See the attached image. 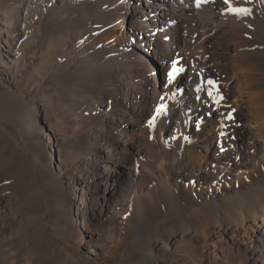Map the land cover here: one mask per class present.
Returning a JSON list of instances; mask_svg holds the SVG:
<instances>
[{"label":"bare ground","instance_id":"bare-ground-1","mask_svg":"<svg viewBox=\"0 0 264 264\" xmlns=\"http://www.w3.org/2000/svg\"><path fill=\"white\" fill-rule=\"evenodd\" d=\"M235 8L248 9V13L237 15L232 11ZM127 21L129 27H125ZM179 30L185 37L178 36ZM195 43L228 71L237 64L255 62L257 55L264 58V0H0V44L21 69L39 52L36 75L28 71L26 79L32 81L34 90L48 93L51 87L46 83L55 85L49 103L55 106L56 125L76 138L75 149L81 155L73 164L80 174L76 186L80 193L90 192L98 216L105 214L112 223L122 215L131 220L137 215L149 216L151 207H156L155 211L160 206L166 208L171 195L178 201L199 199V193L192 190L191 175L205 170L191 159L188 163L160 162V156L151 150V141L142 136L148 129L141 126L156 111L161 95L157 80L150 81L147 76L148 67H160L163 93L168 73L174 71L179 80L174 128L209 110L197 64L189 62ZM242 48L248 52H239ZM177 58L181 61L173 66ZM206 62L203 64L210 63ZM184 106L189 111L183 115ZM209 133L203 141L208 142ZM208 149H204L203 158L213 162L217 150ZM251 155L243 168L247 181L257 185L262 180L264 185V150ZM7 175H0L1 208L2 193L15 186ZM233 190L229 204L240 209L229 223L215 208L221 204L219 194L210 195L212 202L204 204L210 209L206 215L212 224L205 233L201 263L264 264V195L255 198ZM167 215L186 221L180 219L179 212ZM12 219L0 213V234H10ZM239 236L242 244L234 240ZM85 238L89 241L92 236L85 234L82 240ZM5 242L0 238V254L6 253L9 244ZM13 261L30 264L23 256Z\"/></svg>","mask_w":264,"mask_h":264},{"label":"rangeland","instance_id":"rangeland-1","mask_svg":"<svg viewBox=\"0 0 264 264\" xmlns=\"http://www.w3.org/2000/svg\"><path fill=\"white\" fill-rule=\"evenodd\" d=\"M227 16L223 15L230 22ZM126 26L129 27L128 21ZM178 36L185 37L181 30ZM198 46L195 43L191 49L189 62L197 64L201 91L209 97V110L203 116L183 120L181 128H174L179 80L173 75L174 71L168 73L164 94L160 67H148L147 76L150 81L157 80L158 95H161L156 111L142 123L146 125L141 124L148 129L141 135L151 141V150L160 156V162L188 163L191 159L200 164L205 173L191 175V187L193 192L199 193V199L194 202L187 197L178 201L171 195L166 208L160 206L155 211L156 207H151L149 216L137 215L134 217L137 221L122 215L112 223L105 214L98 216L90 201V192L80 193L76 186L80 174L74 171L73 164L81 155L75 149L76 138L68 129L64 131L56 125L55 106L49 103L55 85L52 81L46 83L51 87L48 93L43 89L34 90L32 81L26 79L28 71L36 75L39 52L21 69L14 65L2 45L0 175L8 173L15 186L14 192L2 193L4 206L0 207V213L13 218V222L11 228L9 226V236L0 234V238L9 244L4 248L6 253L0 254V264H15L13 258L18 256L27 257L30 264H203L201 248L206 245L205 233L212 224V219L206 215L210 209L205 205L207 201L212 202L208 197L219 194L218 202L223 205L215 208L220 218L229 223L240 209L229 204L233 189L255 198L264 195L262 180L255 186L248 183V174L243 169L249 154L254 156L264 150V58L257 55L255 62L237 64L233 71L229 66L228 71L217 59H210V54L205 56L207 49ZM239 52L248 50L242 48ZM206 61L210 63L203 64ZM186 111L189 109L184 106L183 115ZM183 129L185 134L181 136ZM205 133H209L208 142L203 141ZM206 147L213 152L217 150L213 162L203 158ZM188 183L184 182L185 185ZM242 202L239 203L241 207ZM92 212L95 217L91 216ZM168 212L174 215L179 212L180 219L186 221L179 222L174 216L167 215ZM250 230L247 229L245 234L248 235ZM85 234L91 235L92 239L82 240ZM242 238L234 237V240L242 244Z\"/></svg>","mask_w":264,"mask_h":264},{"label":"snow or ice","instance_id":"snow-or-ice-1","mask_svg":"<svg viewBox=\"0 0 264 264\" xmlns=\"http://www.w3.org/2000/svg\"><path fill=\"white\" fill-rule=\"evenodd\" d=\"M228 0H225V3H227ZM232 11L237 14V15H244V14H247L248 13V9H244V8H235V9H232ZM211 83V82H209Z\"/></svg>","mask_w":264,"mask_h":264}]
</instances>
